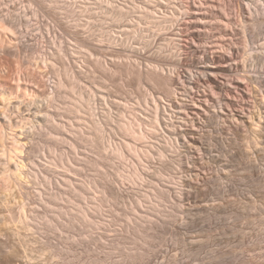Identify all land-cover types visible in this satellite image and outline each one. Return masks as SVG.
Here are the masks:
<instances>
[{"label":"rangeland","instance_id":"374dc122","mask_svg":"<svg viewBox=\"0 0 264 264\" xmlns=\"http://www.w3.org/2000/svg\"><path fill=\"white\" fill-rule=\"evenodd\" d=\"M42 1L19 0L36 10L37 19L26 8L27 18L40 25L42 34L52 25L44 40L47 45L51 39L62 43L67 54L64 64L69 70L57 59L53 60L54 66L42 67L20 45L18 33L1 34L0 89L10 84L24 104L33 102L35 108L31 112L8 111L0 100V114L14 112L11 117L16 121L26 118L29 124L23 119V129L30 126L35 115L39 116L44 130L21 138L25 143L22 157L26 172L20 181H5L0 163V264H264V149L255 154L246 152L241 138L245 132L223 122L220 131V121L210 115L198 133L210 153L196 161L188 145H177L174 140L180 132L174 129L180 127L182 119L173 110H178L182 97L168 96L162 84L140 81L136 72L163 70L187 77L189 68L180 56L182 41L211 52L220 50L217 43L223 48H234L236 44L238 61L248 62L246 42L257 48L258 55L264 54L262 26L243 23L236 14L237 4L231 0H217L219 4L209 0L213 3L210 8H216L213 11L200 6L205 2L191 0L196 8H202L200 11L208 12L202 20H213L215 16L217 22H208L212 28L201 24L196 33L202 41H193L184 37L183 22L168 32L169 23L161 18L164 14H175L177 18L180 12L176 8L182 2L187 9L188 0H164L166 4L162 0ZM49 1L52 4L46 3ZM220 7L222 12H218ZM233 15L238 16L235 21ZM225 17L233 18L229 26H224ZM24 22L32 28L30 20ZM234 24L236 30L231 28ZM204 28L210 31L206 33ZM226 28H230L229 34L221 32ZM37 39L40 42V36ZM175 50L176 54L180 52L178 58ZM124 65L131 66L133 72L109 70ZM260 66L255 71L264 76ZM59 81L64 88L56 87ZM204 88L199 86L197 91L201 93ZM79 93L86 100L94 97L91 106L101 134L92 130L90 104L84 101L79 111L72 110ZM151 96L160 108L157 134L150 133L146 120L153 117L149 114L154 108L152 100L148 98L145 103ZM238 97L232 96V108L239 107ZM175 101L172 110L168 107L164 112L162 106ZM45 115L63 129L58 133L50 130L52 135L48 136L49 124L42 121ZM122 120L138 123L144 139L121 130ZM21 123L15 129H5V133L18 130ZM229 129L237 135H230ZM110 141L119 147L121 155L102 148ZM32 162L42 172L38 179L27 172L34 169ZM47 177L53 191L61 192L57 201L46 198L52 196ZM63 178L71 184H64ZM40 194L44 202L49 200L50 210L58 212L48 213ZM79 204L86 212L90 208L86 220L78 215Z\"/></svg>","mask_w":264,"mask_h":264},{"label":"bare ground","instance_id":"6f19581e","mask_svg":"<svg viewBox=\"0 0 264 264\" xmlns=\"http://www.w3.org/2000/svg\"><path fill=\"white\" fill-rule=\"evenodd\" d=\"M162 1L164 2V0ZM190 1L191 0H188L189 3L188 6H186L187 9L184 10V6H182V2H180V0H173V2H180V8H176V6H174V8H176V10L180 12V15L179 16L177 15L178 17L176 18V16H174L175 14H172V12H170L172 16H168V14H164V16L162 15L161 18L169 23L167 25L170 26V30H167L168 32L174 30V26L178 28V25L182 24L183 22L182 26H183V30L185 31V33H183L185 34L184 37L189 38L193 41L195 40L198 41L201 37L196 32H198L197 30L202 28L201 24H204V26H210V24L214 25L217 22H214L215 16L213 17V20H202L204 19V14H208V12H206V10H204V12L200 11L202 10V8H210V6L212 7L213 3L210 4L209 0H201L203 1L202 3L205 2V4H207L208 6H204L205 4H200V6L202 5V8L198 9ZM256 1L257 0H231V2L234 5L237 4L238 11L236 14H240L239 18H241L243 23H245L246 25L247 24L252 25L254 27L262 26V30H264V0H260V4L256 3ZM192 2H194V0H192ZM210 2H212V0H210ZM34 3L38 4V2H34ZM46 3L52 4V2L50 1ZM216 3H218L217 0ZM28 4L31 3L28 2ZM164 4H166V2H164ZM214 5L216 6V4ZM20 6H22V8H20ZM26 8L31 9V13L33 14V17L37 19L38 15L36 14V10L30 8V6H24V4H20L19 0H6V2H4V0H0V41H1L2 33H6V32H10L14 34L18 33L20 35V40H21L20 45L24 46L32 56L34 55L33 58L38 59L42 63V67L44 66L47 68L50 65L54 66L53 60L57 59L63 63V65L65 66V70L68 71L69 69L66 67L67 63L65 61L67 54L64 50V46L62 45V43H58L60 44V46H58V44H56L57 40L51 39L48 40L49 45H47L46 41L44 40V34L48 36V34L50 33V26L52 25L49 23L50 26H47V28L45 29L46 32L42 34L40 25L32 22L33 20L32 18L30 19L27 18L28 10H26ZM212 8H210L211 11L216 10L215 7L214 9ZM180 9H182L183 12ZM219 11L222 12L221 7L220 10H218V12ZM233 11L236 12V8H234ZM212 15L218 16L217 14L210 13V16ZM236 16H234V21L236 20ZM153 18L155 17L153 16ZM218 18L217 20L218 22H220ZM221 18H223V15L221 16ZM225 18H227L226 20L227 22L222 19V21H224L223 22L224 26L225 25L229 26L228 24L231 23L233 18L231 19L228 17ZM24 20H30V24H32V28H30V26H26V24H24L25 23ZM242 21L240 22V24H242ZM208 22H210V24H208ZM223 23L221 25H223ZM238 23L239 22H236V24ZM236 24H234V27L231 28H235L236 30ZM220 27L222 26H219V28ZM210 28H212V26H210ZM210 28H204L203 30H205L207 33L208 31H210ZM180 30H182V28H180ZM238 30H240V28H238ZM34 31H36V33H34ZM230 31H231L230 28L221 30V32L225 34H229ZM180 32L177 33L180 34ZM34 34H38V36H40V42H36V40H38L37 39L38 36H35ZM232 34H234V32H232ZM244 34H246V28H244ZM178 38L182 40L181 35ZM229 38L230 41L233 39L231 37ZM236 38H234V40ZM224 40H226V38H224ZM200 41L202 40L200 39ZM42 42H44V44H42ZM178 42H176L175 44H178ZM25 44H30V45H25ZM232 44H234V42H232ZM217 45L220 46L219 47L220 50L218 51V49H216V51L211 52L208 49V51H210L211 54L210 55L207 50L200 49L199 46L196 47L195 45L187 41H182L180 46L181 47L180 56L182 57V59H184L186 66L189 68L190 73L187 77L184 76V74H181V72H174L173 74H170L169 71L168 74H166L163 73V70H158V72H162V73H158L154 70L150 71L151 69L146 71H141V70L136 71L140 81L144 79L145 81L148 80V82L150 81L153 82L154 84L157 83L156 85L162 84L160 86L162 87L164 86L163 88L165 89L166 94L168 96H173L176 98H178V96L182 97V101L180 102L178 101L179 102L178 110H173V112H178L180 115V116L178 115V118L185 120V122L181 120L180 121L181 124L178 123L180 124L181 128L176 127V129H174V130H180L179 135H177L178 138L176 137L174 138V140H175V144L177 145L181 143L183 145L184 144L188 145L187 147L191 148L192 151L195 152L196 161L201 160L203 155L210 153L208 148L203 147V144L201 142V137L198 134L199 130L203 127L204 121L210 115L211 117H215L220 121L219 123L220 131H222V126H223L222 122H223L228 126L232 125L237 127L236 129H239L240 131H242V133L245 132V134L243 133L244 135L241 138L243 140L242 142L244 143L246 152H251L252 154H255L258 153L260 150L264 149V76L262 74H258L255 71V69L259 65H261L260 67L263 68L264 70V66L262 65L264 63V54L258 55L257 48L251 47L249 43L246 42L247 48L245 53L248 55V62H241L238 61L239 58H237L238 48H236V44H234V48L232 46L228 47L224 45L225 47H227V49L225 47H224L225 49L223 48V44L217 43ZM44 46H48V48ZM52 46H57V47L50 50ZM202 46H206V42H202ZM176 50H178V46H176ZM176 50L174 51V54H176ZM258 50H260V48H258ZM180 52H178V54H180ZM262 52H264V48L262 49ZM178 54H176L177 58H178ZM191 57H194V59L192 58L191 60H189V58ZM38 60L37 62H39ZM254 62L256 64H254ZM100 66H102L101 63ZM124 66L125 67L122 68L118 66H112V68H110L109 70L114 73L116 72L118 73L122 71V69L124 72L126 71V73L129 74L130 72H133L134 69L131 66L129 67H127L126 65ZM240 72L243 74L239 75ZM9 85L4 86L2 89H0V100L4 103V107H6L8 111H14L17 113H21L20 110L22 109L31 112L35 108V103L26 102L28 104H24L25 102L23 103L21 99L17 97L14 87ZM55 85L57 88L58 86H60V88L65 87V84L62 81H59ZM202 85L205 86L206 88H204V90H202V92L200 93L201 90L199 89L200 91H197V89L199 86ZM73 89L74 86L71 87V90ZM235 94H237V97L239 96L238 98L240 104L238 108L236 107L232 108L233 106L231 100L233 99L232 96H234ZM77 95L78 96L75 97L72 110L79 111L78 109L80 108V106H82L84 101L90 104V109H92L91 122L93 124V128L92 126L91 128L92 130H94V132L101 134L102 130L100 123L96 118L97 114H95L94 112V107L91 106L93 104L94 97L89 96V98L86 100L82 93H79ZM49 98L52 99L53 96H50ZM148 98H150V100H152L154 104L153 106L154 108L149 109L152 110V112H154V114L152 112H149L150 116L153 117L151 119L150 118L146 119L149 121V125H150V128L148 130L151 131L150 132L151 134H157L160 128V120H159L160 108L158 107V102H156V100H154V97L152 96L147 97L145 99L146 104H148ZM173 103H176V101L172 102V104L162 106L164 112L168 111L169 109L172 110V107H174ZM24 110L22 111L24 112ZM13 113L11 112L9 115L0 114V128H2V131H0V163L3 164L2 173L5 181H10V178H12L11 180L15 179L16 181L17 180L20 181L19 179L21 175L25 174L26 172V168H25L26 165H25V161L23 160L24 157H22L25 150L24 148L25 143L21 142V138L23 140L25 134L27 136L29 134H33L34 132H36L37 134H41L42 130H44V127L39 123L38 120V118H40L39 116L35 115L34 120H30V126L28 125L27 129L26 128L23 129L22 127L24 122L23 123L21 122L26 120V118L24 119L22 117L20 121H16L14 118L11 117ZM43 117L44 118L42 119V121H45L47 122V124H49L48 136L51 137L52 132L58 133L60 132V130L63 129L61 126L55 125L53 121L50 119L49 115H45ZM26 121H27L26 123L29 124L28 122L29 120ZM186 121H187V125H190L188 124L189 122H191L192 124L190 126H187ZM19 122L22 125L18 130L15 131L13 130L11 133L10 132L5 133V129L17 128ZM34 122H36V124H34ZM134 125H135L134 123L132 124L129 121L122 120V122H120L119 124V127L124 132H128L133 136H135L136 138L143 140L144 139L143 131H142L143 129L141 128V126L140 127L136 126L138 125V123H136L135 126ZM134 128L136 129L140 128V132L138 133V129L134 130ZM50 130H52V132H50ZM229 134L232 135L233 137L237 135L235 130L232 129H229ZM166 138L170 140V136H168V134ZM168 140H166V144H168ZM170 144H172V140H170ZM112 146L114 145L113 143H111V141L108 142L106 146L102 144V148L104 147L105 149L106 147H108L111 150V152L116 156L121 155V151L119 147L114 146V148H112ZM160 156H163L162 152H160ZM31 166L34 169L33 170L29 169V171L27 172L31 176H34L33 179H38V176H40L42 172H40V170L36 168L37 165L34 162L31 163ZM195 172L196 175H199L198 170H195ZM135 176L138 177L139 175L136 174ZM45 179H47V184L52 188V182L48 180V177ZM218 181L222 182V178H220V180ZM63 183L70 185L71 181L68 178H63ZM51 188L49 191L50 194H52V196H47L46 198H50V200L57 201L61 197V192L60 190L55 192L53 191V188L52 189ZM84 190H86V188H84ZM74 192H76V190ZM40 199L42 200L41 194H40ZM42 202L44 204V207L49 209L48 213L58 212V209L50 210V204H48L49 200L48 202H44V200H42ZM76 210H80V212H78V215L82 216V218L86 220L88 212H90V208L88 207V212H86L87 210H84V208H82V205L79 204L77 205ZM53 216H56V218H58V214H54ZM32 220H34V218H32ZM32 224H36V222H32ZM95 224L96 222H94V225Z\"/></svg>","mask_w":264,"mask_h":264}]
</instances>
